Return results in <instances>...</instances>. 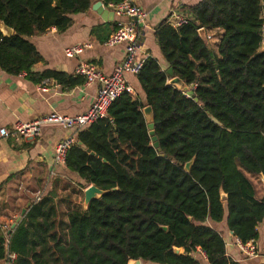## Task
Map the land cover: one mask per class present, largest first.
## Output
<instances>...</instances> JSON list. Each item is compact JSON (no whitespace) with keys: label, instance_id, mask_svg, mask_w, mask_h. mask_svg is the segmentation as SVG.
<instances>
[{"label":"trees","instance_id":"16d2710c","mask_svg":"<svg viewBox=\"0 0 264 264\" xmlns=\"http://www.w3.org/2000/svg\"><path fill=\"white\" fill-rule=\"evenodd\" d=\"M93 1L0 0V23L13 32L0 28V70L36 77L31 69L41 58L30 38L65 31ZM186 12L192 21L175 29L166 19L154 38L173 77L193 96L168 85V69L156 60H144L133 76L134 96L122 93L67 152L63 168L80 187L107 193L86 210L71 209L65 220L52 196L34 203L9 236L13 264H198L197 250L207 264H239L208 223L225 221L242 243L258 239L264 193L251 178L264 177V0H201ZM201 28L223 31L216 53L199 37ZM45 79L67 88L81 83L52 72L33 82ZM4 242L0 232V261Z\"/></svg>","mask_w":264,"mask_h":264},{"label":"crops","instance_id":"0c3cea01","mask_svg":"<svg viewBox=\"0 0 264 264\" xmlns=\"http://www.w3.org/2000/svg\"><path fill=\"white\" fill-rule=\"evenodd\" d=\"M200 1L133 0L146 14L143 24L137 26V59L144 62L147 58H152L162 70H167V64L154 38L155 29L173 10L186 12ZM96 2H101L103 8L110 11L102 0H94L93 4ZM71 20V26L65 31L58 32L51 28L40 36L30 38V43L41 58L31 69L36 77L30 79L27 73L12 76L0 70V129L12 130L17 122H32L52 113L67 117L81 115L94 102L99 84H86L84 78L75 73L77 65L80 62L89 63L96 71L110 75L122 62L125 45L110 48L105 43L116 29L117 23L125 19L115 16L112 21L103 19L91 7L85 13L72 15ZM206 33L212 37L206 44L216 53L223 31L206 30ZM77 45H88V48L77 58H67L64 50ZM47 72L59 73L81 83L67 88L54 79L33 82L37 76ZM126 79L132 89L137 88L135 77L128 75ZM77 134L72 130L48 127L34 139L0 137V232L5 240L9 241L10 234L23 221L33 204L38 202V194H42L41 198L52 196L58 217L64 220L68 211L77 207L78 201L83 200L85 189L80 187L77 177L67 172L64 166L53 165L56 146L70 136L74 137L75 145L78 144ZM263 193L264 189L259 192V196ZM23 210L25 213L21 217ZM14 224L16 226L11 231ZM208 225L221 234L226 255L233 261L239 264H264V221L257 227L259 237L255 240L261 258L253 263L243 260V256L234 246L235 238L227 230L225 221ZM200 264L207 263L200 260Z\"/></svg>","mask_w":264,"mask_h":264},{"label":"built area","instance_id":"2783aa9c","mask_svg":"<svg viewBox=\"0 0 264 264\" xmlns=\"http://www.w3.org/2000/svg\"><path fill=\"white\" fill-rule=\"evenodd\" d=\"M108 9L116 18L125 19L126 21L117 23L116 29L109 35L105 44L110 48L125 45V54L122 62L110 75H103L101 72L96 71L89 63L80 62L77 65L75 73L83 77L86 84H99L97 95L90 108L75 117L52 113L32 122H17L14 124L12 130L0 129L1 138L34 139L40 136L44 128L48 127L72 130L77 134L96 121L106 118L108 108L122 93L134 94L133 89L127 83L126 77L128 75H138L143 67V61L138 60L136 56L137 39L139 37L137 26L143 24L146 14L135 5L133 0H123L118 4H109ZM192 20V16L184 10H173L167 18V22L175 29L187 25ZM202 29H198V32ZM203 30L204 34L199 37L208 44L212 40V37L206 33L205 29ZM85 48H88V45H77L65 49L64 54L67 58H77ZM74 145L75 139L73 136H70L56 146L53 160L55 167L64 166L67 152ZM40 199L41 194H38L36 200L39 201ZM234 246L243 256L245 262H254L261 258V252L254 240L242 243L239 239L235 238ZM4 247L5 257L1 264H13L16 255L9 251L8 239L5 240ZM194 257L198 261V264H200V260L207 263L206 255L202 250H197Z\"/></svg>","mask_w":264,"mask_h":264},{"label":"water","instance_id":"95a60500","mask_svg":"<svg viewBox=\"0 0 264 264\" xmlns=\"http://www.w3.org/2000/svg\"><path fill=\"white\" fill-rule=\"evenodd\" d=\"M92 10L94 12H96L99 16H101L103 19H109L110 21L113 20L114 14L111 11H108L106 9L103 8L102 3L101 2H96L95 4H93L92 6ZM0 28L3 32L4 35L6 36H10L12 34V31L7 29L4 25H2L0 23ZM199 36L201 37L204 34V30H199L198 32ZM260 52L264 53V43L261 45V50ZM167 75L171 78L168 81V85L174 86L177 89L186 92V94L188 96H193L192 92L190 91V88L185 86L182 81L176 77H173V73H172V69L169 68L166 71ZM195 101H197V99H195ZM143 113L145 115V118L147 119L148 125L147 128L149 130V135L151 138V142H152V147L154 149H156L157 151H159V146H158V142H157V138L154 136L153 133V124H152V109L150 107H146L143 110ZM78 145H81L80 142H78ZM87 152L91 155L94 156V153L90 152L89 150H87ZM188 167V166H187ZM261 180L264 183V177L261 176ZM107 192L106 191H102L94 186H89L87 187L84 192H83V204L82 207L84 210H86L90 204L91 201L93 200H97L100 197H102L103 195H105ZM226 196L221 193V200H225ZM25 210L22 211L21 217L24 215ZM20 218H18L17 223L20 221ZM16 224L13 225V227L11 228V231L15 228ZM162 230L166 231V227H161ZM10 231V232H11ZM177 252V251H176ZM1 264V262H0ZM128 264H142V262L140 260H135V261H129Z\"/></svg>","mask_w":264,"mask_h":264},{"label":"rangeland","instance_id":"374dc122","mask_svg":"<svg viewBox=\"0 0 264 264\" xmlns=\"http://www.w3.org/2000/svg\"><path fill=\"white\" fill-rule=\"evenodd\" d=\"M251 180L253 181L254 185L256 186L258 192L263 191L264 183L260 177H257V178L253 177V178H251ZM41 196H42V194H41ZM82 204H83V200L81 199L80 201H78L77 206L81 207ZM251 263H253V262H251Z\"/></svg>","mask_w":264,"mask_h":264}]
</instances>
